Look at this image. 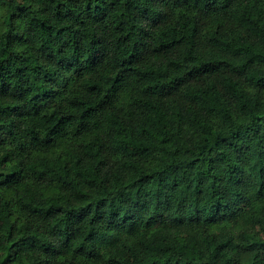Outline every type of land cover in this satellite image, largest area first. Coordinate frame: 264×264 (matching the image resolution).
Wrapping results in <instances>:
<instances>
[{
    "label": "trees",
    "instance_id": "trees-1",
    "mask_svg": "<svg viewBox=\"0 0 264 264\" xmlns=\"http://www.w3.org/2000/svg\"><path fill=\"white\" fill-rule=\"evenodd\" d=\"M0 264H264V0H0Z\"/></svg>",
    "mask_w": 264,
    "mask_h": 264
}]
</instances>
